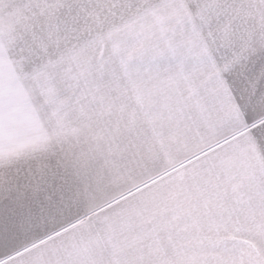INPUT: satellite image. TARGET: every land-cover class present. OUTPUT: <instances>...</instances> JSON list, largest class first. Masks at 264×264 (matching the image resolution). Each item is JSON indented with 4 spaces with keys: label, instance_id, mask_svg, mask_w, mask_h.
<instances>
[{
    "label": "snow or ice",
    "instance_id": "obj_1",
    "mask_svg": "<svg viewBox=\"0 0 264 264\" xmlns=\"http://www.w3.org/2000/svg\"><path fill=\"white\" fill-rule=\"evenodd\" d=\"M0 264H264V0H0Z\"/></svg>",
    "mask_w": 264,
    "mask_h": 264
}]
</instances>
